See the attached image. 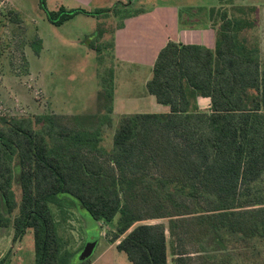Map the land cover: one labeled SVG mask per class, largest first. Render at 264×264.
I'll use <instances>...</instances> for the list:
<instances>
[{
  "label": "trees",
  "instance_id": "1",
  "mask_svg": "<svg viewBox=\"0 0 264 264\" xmlns=\"http://www.w3.org/2000/svg\"><path fill=\"white\" fill-rule=\"evenodd\" d=\"M40 5L57 26L79 13H119ZM210 12L216 48L169 41L147 91L170 111L122 116L110 150L102 127L111 124L113 67L100 80L97 126L55 113L4 120L0 228H13V244L31 231L36 264L93 263L74 262L76 251L67 247L68 198L96 222L118 217L113 242L120 240L117 249L132 264H169V252L174 264H264V64L249 36L255 9ZM138 13L126 11L123 19ZM97 31L89 47L102 61L113 43H101ZM40 46L38 39L33 48ZM198 97L210 98L209 112L199 109Z\"/></svg>",
  "mask_w": 264,
  "mask_h": 264
},
{
  "label": "rangeland",
  "instance_id": "2",
  "mask_svg": "<svg viewBox=\"0 0 264 264\" xmlns=\"http://www.w3.org/2000/svg\"><path fill=\"white\" fill-rule=\"evenodd\" d=\"M44 2L51 11L112 9L120 12L116 17L110 13L108 19L99 18V22L96 17L79 13L67 23L57 26L47 20L40 0H0V126L6 119L34 117L44 113L77 116L80 123L95 126L100 124L103 118V111L100 110H103L104 104L100 97V80L114 66V61L111 49L104 52V60L101 61L89 47V43L95 39L101 25L104 31L100 42L111 43L113 31L126 11L144 12L148 14L149 20L156 18V23L153 20L154 27L159 26L158 21H167V32H170L173 25L170 22L171 16L176 10L181 14L182 25L197 27L209 19L212 7L222 8L232 15L237 14L239 7L250 8L247 6L248 0ZM147 18L143 17L142 20ZM249 36L258 41L257 29L251 31ZM39 37H43L45 43L37 50L33 45ZM139 83L137 81L138 85ZM140 90L141 87L138 86L136 94ZM110 119L111 124L104 123L102 127V146L106 150L112 148L114 131L121 117L111 113ZM14 190L20 199V188L16 182ZM68 200L73 204H69L66 209L64 225L69 235L65 234V239L69 242L67 247L76 251L74 262L90 257L92 264H132L124 252L118 251L117 244L120 240L113 242L118 217L112 223L96 222L87 212L77 210L73 199ZM7 229L14 232L12 227ZM3 232L6 233V230L0 228V233ZM94 238H97V244L93 252L88 253L86 247ZM3 257V264H36L32 232L28 231ZM168 261L169 264H174V257L170 252Z\"/></svg>",
  "mask_w": 264,
  "mask_h": 264
},
{
  "label": "crops",
  "instance_id": "3",
  "mask_svg": "<svg viewBox=\"0 0 264 264\" xmlns=\"http://www.w3.org/2000/svg\"><path fill=\"white\" fill-rule=\"evenodd\" d=\"M79 1L90 2V0ZM247 6L255 9L253 16L256 20V29L258 31L260 57L264 64V0H248ZM209 13L211 12L209 11ZM114 15L115 17L117 16V14ZM180 15V12L176 10L171 16L172 21L170 22L173 23L171 26L173 32H167L169 27L167 21H158V27L160 28L154 27L153 20L156 23V18L152 17V20H149L147 18L149 17L148 14L144 12L122 19L120 22L123 24L122 27H115L112 37L113 49H111L110 53L114 61L115 77L112 113L118 118L134 114H164L170 111L168 106L159 104L156 98L147 91V82L152 78L157 56L169 41L202 45L211 50L216 48L217 25L214 24L211 17L202 25L192 27L182 25ZM95 17L96 19L98 18L99 22V18L108 19L110 15ZM143 17L147 19L142 20ZM100 29H102V25ZM102 31L104 30L102 29ZM39 40L43 47L45 40L43 37H39ZM137 81L140 82V85L137 84ZM138 86L141 87V90L136 94L135 90ZM197 104L199 109L204 112H209L211 109L210 98L198 97ZM2 229H5L6 233H0V260L13 248L11 239H13L12 236L14 235L11 230ZM4 233L7 234V239H5Z\"/></svg>",
  "mask_w": 264,
  "mask_h": 264
},
{
  "label": "water",
  "instance_id": "4",
  "mask_svg": "<svg viewBox=\"0 0 264 264\" xmlns=\"http://www.w3.org/2000/svg\"><path fill=\"white\" fill-rule=\"evenodd\" d=\"M97 244V238H94L93 240L89 241L88 245H87V251L88 253H92L95 246Z\"/></svg>",
  "mask_w": 264,
  "mask_h": 264
}]
</instances>
